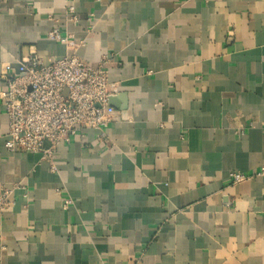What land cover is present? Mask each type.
<instances>
[{
	"label": "crops",
	"instance_id": "crops-1",
	"mask_svg": "<svg viewBox=\"0 0 264 264\" xmlns=\"http://www.w3.org/2000/svg\"><path fill=\"white\" fill-rule=\"evenodd\" d=\"M30 51L112 54L117 114L46 160L0 107V264H264V0H0V91Z\"/></svg>",
	"mask_w": 264,
	"mask_h": 264
},
{
	"label": "built area",
	"instance_id": "built-area-1",
	"mask_svg": "<svg viewBox=\"0 0 264 264\" xmlns=\"http://www.w3.org/2000/svg\"><path fill=\"white\" fill-rule=\"evenodd\" d=\"M70 15L77 21L75 15ZM87 21L92 23L91 18ZM46 37L64 45L70 39L57 28ZM112 57H104L95 67L74 54L45 62L30 51L21 58L15 72L2 76L6 87L0 91V107L7 117L6 151L50 160L57 145L69 143L85 129L95 131L99 143H108L106 128L117 114L110 105L112 90L105 68V62ZM247 178L250 175L241 173L229 176L231 184Z\"/></svg>",
	"mask_w": 264,
	"mask_h": 264
}]
</instances>
